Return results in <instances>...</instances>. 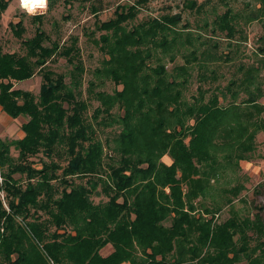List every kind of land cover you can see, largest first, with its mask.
Listing matches in <instances>:
<instances>
[{"label": "trees", "instance_id": "16d2710c", "mask_svg": "<svg viewBox=\"0 0 264 264\" xmlns=\"http://www.w3.org/2000/svg\"><path fill=\"white\" fill-rule=\"evenodd\" d=\"M57 1L48 0L49 11ZM64 1L94 14L112 5ZM211 1L184 0L206 17L196 27L182 11L137 20L147 0L118 3L97 26L103 56L87 92L78 37L52 41L39 26L21 41L24 53L0 48L2 110L28 117L22 138H0V264H264L260 211L233 209L243 184L220 194L214 185L239 175L264 132V47L224 86H204L222 78L219 62L231 61L223 39L236 48L246 41L243 25L264 27V0L239 9L216 0L228 7L209 20ZM10 2L0 0V17ZM12 26L21 38L23 21ZM55 57L72 65L69 81L48 68ZM39 73L38 94L16 87ZM107 82L112 91L97 89ZM84 93L99 102L91 112ZM225 207L231 215L222 220Z\"/></svg>", "mask_w": 264, "mask_h": 264}, {"label": "rangeland", "instance_id": "374dc122", "mask_svg": "<svg viewBox=\"0 0 264 264\" xmlns=\"http://www.w3.org/2000/svg\"><path fill=\"white\" fill-rule=\"evenodd\" d=\"M112 5L106 10L94 14L92 7L89 4L73 2L71 4L65 2L64 0H58L56 5L50 11L48 10V0L44 7H36L34 12L30 13L27 9L23 8L21 0H11L8 9L0 17V48L2 52H19L24 53L21 45V41L26 38L33 37L40 26L49 35L50 39L58 40L61 43L65 40L67 41L70 37H78V45L81 48V58L84 62L86 68V80L83 86L84 91L87 92V87L89 85V80L92 78L91 71L100 65L102 60V52L99 46L94 43V39L100 36L101 32L97 30L99 22L106 21L115 16V10L117 9V4H132L135 0H110ZM201 2L202 0H197ZM246 0H229V6L234 9H239L244 7ZM184 0H147V2L142 6L141 11L137 17V20H142L149 16H157L165 12H178L182 11L184 16L183 23L188 20L196 25L204 22L206 18L204 14L196 15L195 10L183 8ZM228 6L218 3L216 0H212L208 5L209 20H212L217 14L224 12ZM44 14V19L41 22L34 20V15ZM205 17V18H204ZM23 21V27L25 28V33L21 38H18L13 33L12 23L15 25L18 21ZM203 24V23H202ZM244 36L246 41L240 42L239 46L236 48L229 47L227 39L221 41V51L230 52L231 61L229 62H219L218 72L223 74L222 78L215 82L214 84H206L208 86H224L227 81L234 75L240 74L238 71L240 64H252L259 61L260 54L258 53L259 48L264 47L263 41L260 38L264 36V27L262 22L255 21L249 25H243ZM94 34V35H89ZM208 33V32H207ZM45 44H48L47 42ZM178 62L182 63L181 59ZM167 66L171 68L173 64L171 62H166ZM48 68L59 72L67 74V81L70 80L69 71L72 65H69L65 58L55 57L48 63ZM261 76L264 81V68H262ZM41 73L35 75L33 78L24 80L17 83L16 87L25 90H31L33 93L38 94L40 91L42 83ZM197 83L194 84L196 87ZM113 82H107L104 87H97V89H105L107 91H112L114 88ZM87 97L88 94L84 93ZM90 112L96 107L99 102L94 99H90ZM264 103V98L260 100ZM20 123L25 122L28 117H20ZM17 121V120H15ZM12 123V126H16V122ZM19 123V127H21ZM15 124V125H14ZM5 121L0 119V138L7 140L17 139V135H10L4 131ZM110 129H105L102 133L99 131V135L103 138ZM12 154L14 156L18 155V151L12 148ZM42 155H38L33 158L34 161L39 162V158ZM166 162H169V158H165ZM241 170L236 173L239 175H232L234 180L230 182V176L223 179L222 183L217 184L215 182V188L218 190L217 194L223 193L221 188H229L237 183H241L244 186L240 196L235 200L233 204V209L239 211V215L242 217L253 216L256 212L260 211L261 216L264 219V132H260L257 136V149L251 160H244L241 162ZM2 174V173H1ZM19 177V175H16ZM227 179V181H225ZM3 181H0V185ZM218 186V187H217ZM256 189L259 190L256 192ZM0 195L5 196V191L0 190ZM221 196V195H220ZM96 201L100 200V197L95 198ZM106 199V198H105ZM231 215L230 207H225L222 210L220 219L224 220ZM170 224V221L166 222Z\"/></svg>", "mask_w": 264, "mask_h": 264}, {"label": "crops", "instance_id": "0c3cea01", "mask_svg": "<svg viewBox=\"0 0 264 264\" xmlns=\"http://www.w3.org/2000/svg\"><path fill=\"white\" fill-rule=\"evenodd\" d=\"M20 117H25V116H20ZM0 119H3L5 121V129H4V131L6 133H8L10 135H17V139H20V138H22L24 136V131L22 130L21 127H19V123H20L19 119L12 118L7 113H5L2 110V106L1 105H0ZM15 120H17V121H15ZM14 121L17 123L16 126H12V123H14ZM20 125H21V123H20Z\"/></svg>", "mask_w": 264, "mask_h": 264}, {"label": "clouds", "instance_id": "9594fccd", "mask_svg": "<svg viewBox=\"0 0 264 264\" xmlns=\"http://www.w3.org/2000/svg\"><path fill=\"white\" fill-rule=\"evenodd\" d=\"M47 0H21L23 8L27 9L30 13L34 12L36 7H44Z\"/></svg>", "mask_w": 264, "mask_h": 264}, {"label": "built area", "instance_id": "2783aa9c", "mask_svg": "<svg viewBox=\"0 0 264 264\" xmlns=\"http://www.w3.org/2000/svg\"><path fill=\"white\" fill-rule=\"evenodd\" d=\"M0 181H3V176H2V174H1V172H0ZM2 197L4 198L3 195H2Z\"/></svg>", "mask_w": 264, "mask_h": 264}]
</instances>
